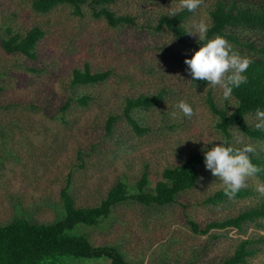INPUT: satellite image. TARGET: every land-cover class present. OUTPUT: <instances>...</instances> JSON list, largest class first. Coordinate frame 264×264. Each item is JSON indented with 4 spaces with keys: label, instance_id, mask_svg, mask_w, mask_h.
Wrapping results in <instances>:
<instances>
[{
    "label": "rangeland",
    "instance_id": "obj_1",
    "mask_svg": "<svg viewBox=\"0 0 264 264\" xmlns=\"http://www.w3.org/2000/svg\"><path fill=\"white\" fill-rule=\"evenodd\" d=\"M30 1L0 0V38L6 35V28L24 34L40 25L48 31L43 43L47 54L34 62L0 48V224L16 217L54 222L63 214L60 191L64 188L76 207L96 206L120 180L133 192L134 182L143 172L148 173V187L153 189L164 168L192 151L222 143L214 126L216 117L205 98L210 91L221 107H231L233 99H223L218 87L196 82L181 70L179 65L192 58L194 48L177 43L166 31L154 33L147 26L161 13L174 9V4L178 6V1L116 0L110 5L117 15L135 17L138 30L108 28L104 21L93 19L87 8L82 17L73 16L68 8L39 15L32 11ZM205 15L202 11L198 22ZM84 59L92 69L113 66L121 71L120 66L132 70L121 72L120 84L110 99L95 90L101 102L71 106L59 113L68 95L70 67ZM32 65L37 72L27 70ZM159 88L168 90L165 105L140 114L150 130L139 136L121 117L123 97ZM181 100L193 107L191 119L179 113L176 105ZM32 104L36 107L29 106ZM172 112L179 113L178 118H172ZM109 114L121 117L115 134L98 141ZM233 135L236 138L238 134ZM92 139L97 143L94 147ZM256 181L250 178L246 184L256 196L212 206L205 198L223 185L207 170L175 204L156 208L126 201L98 226L80 231L94 246L116 248L127 264H219L246 239L255 240L257 252L245 264H264V242L258 240L264 237V225H246L242 232L230 227L194 234L187 224L191 220L204 228L211 221L236 216L261 196ZM68 263L110 264L105 258Z\"/></svg>",
    "mask_w": 264,
    "mask_h": 264
},
{
    "label": "trees",
    "instance_id": "obj_2",
    "mask_svg": "<svg viewBox=\"0 0 264 264\" xmlns=\"http://www.w3.org/2000/svg\"><path fill=\"white\" fill-rule=\"evenodd\" d=\"M115 1L31 0L30 7L36 14L44 16L59 9L68 8L75 17H82L85 14L83 9L87 8L93 19L104 21L108 28L138 30L139 26L135 17L127 14L117 15L110 8ZM154 1L163 2L165 0ZM175 1L179 2V0ZM173 6L174 9L178 7L176 4ZM202 11L206 14L205 19L211 18L207 39L220 35L232 45L234 51L241 56L250 57L253 61L245 73L247 83L233 91L231 107L218 105L210 91L206 94L205 104L216 117L214 126L222 138V143L227 140V146L243 147L242 144H236L233 135L238 134L239 130L244 133L246 140L254 145L255 152L249 155L252 162L261 169L256 179L264 183V129L255 127V124L259 122L256 116L257 109L264 111V0H204V5L196 12L184 9L176 16H170V11H168L161 13L153 25L147 26L154 33L164 31L170 33L177 43L194 48L196 52L207 41L201 42L198 37L188 35V32L201 18ZM5 31L6 35L0 38V48L4 53L20 55L31 62L36 61L42 53L47 54L43 46L48 33L45 27L35 25L26 30L24 34L13 33L9 28ZM132 53H135L134 49ZM128 56L131 58V55ZM137 60L141 64V60L139 58ZM47 65L48 63L46 67ZM179 66L191 77L185 63ZM92 68L87 59L81 63L72 64L67 79L68 95L62 102L59 113L67 111L71 106L87 107L93 101L101 102L100 95L97 96L95 90L106 93L110 99L120 84L121 72L131 69V67L124 69L120 66L118 68L121 71L114 70L113 66ZM27 70L38 71L33 65L27 66ZM131 75L134 76V73ZM196 82L207 83L203 80H196ZM2 92L3 87L0 85V93ZM167 95V88L125 95L121 103V117L130 125L135 134L141 136L150 130V126L145 125L140 114L144 110L161 108L165 105ZM29 106L35 108L36 104ZM121 117L117 114L106 116L103 135L98 141L113 137L116 124ZM59 119L64 121L63 116ZM2 135L5 136V134ZM91 144L92 147L97 145L94 139L91 140ZM210 149L211 147L192 151L174 166L164 168L153 189L148 187L147 172H143L134 182L133 192H130L125 182L117 181L96 206L76 207L67 188L61 189L63 211L61 218L50 224H44L32 222L24 217H16L6 224H0V264H69L70 260L92 258H105L110 264H127L116 248L92 245L87 234L81 232L80 229L98 226L111 215L113 209L126 201L156 208L175 204L180 195L193 189L202 173L207 171L204 164V153ZM250 196H256L255 192L250 187H244L234 198L229 199L225 196L222 186L207 196L204 202L218 206L228 200L245 199ZM187 224L194 234H207L213 229L221 230L230 227L242 232L246 225L251 224L263 228L264 196L256 198L252 205L240 211L236 216L211 221L206 223L204 228L191 220H188ZM258 240L264 242V237ZM255 243L253 239L241 240L233 254L219 264H245L247 258L257 252L254 248Z\"/></svg>",
    "mask_w": 264,
    "mask_h": 264
},
{
    "label": "clouds",
    "instance_id": "obj_3",
    "mask_svg": "<svg viewBox=\"0 0 264 264\" xmlns=\"http://www.w3.org/2000/svg\"><path fill=\"white\" fill-rule=\"evenodd\" d=\"M202 5L204 0H179L178 7L170 9V16H176L184 9L196 12ZM210 27L211 18L208 17L195 23L189 30L188 35L198 37L201 42H207L194 52L191 59H185L184 63L188 66L193 80L207 81L211 87H218L223 99L228 100L232 97L234 89L247 83L245 73L253 61L250 57L241 56L234 51L232 45L220 35L207 39ZM176 107L184 117L191 119L195 115L193 107L184 100ZM179 113L172 112V118H178ZM256 116L259 122L255 127L264 129V111L257 109ZM235 142L243 147L227 146L228 142L224 140L204 153L205 168L222 182L224 194L229 199L234 198L246 187L247 181L250 178L255 179L261 171L251 160L249 154L255 152V147L246 140L244 133L238 130ZM256 191L264 196V183L259 180L256 181Z\"/></svg>",
    "mask_w": 264,
    "mask_h": 264
}]
</instances>
